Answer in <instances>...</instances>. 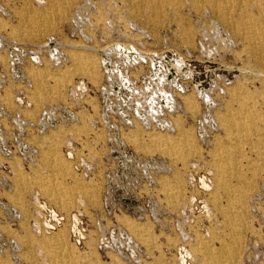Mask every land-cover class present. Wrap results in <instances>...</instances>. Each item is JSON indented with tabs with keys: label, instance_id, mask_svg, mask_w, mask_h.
<instances>
[{
	"label": "rangeland",
	"instance_id": "1",
	"mask_svg": "<svg viewBox=\"0 0 264 264\" xmlns=\"http://www.w3.org/2000/svg\"><path fill=\"white\" fill-rule=\"evenodd\" d=\"M0 32L53 39L62 61L28 69L22 113L55 108L56 126L33 138L35 166L13 164L10 192L0 175V218L17 209L1 234L22 246L0 264H264V0H0ZM118 45L171 54L187 89L172 130L101 118Z\"/></svg>",
	"mask_w": 264,
	"mask_h": 264
},
{
	"label": "built area",
	"instance_id": "2",
	"mask_svg": "<svg viewBox=\"0 0 264 264\" xmlns=\"http://www.w3.org/2000/svg\"><path fill=\"white\" fill-rule=\"evenodd\" d=\"M0 53L5 57L4 64L0 61V175L5 176L10 192L13 164L19 161L27 168L35 166L40 150L33 138L41 137L56 126L55 108L43 109L34 120L22 113L29 108L33 91L28 69L43 66L45 56L51 65H62V61L53 39L41 47H31L8 39L1 32ZM101 69L105 76L100 88L102 119H115V127L121 133L129 132L136 125L152 132L173 129L171 117L187 89L177 77L171 54L118 45L102 58ZM10 84L16 87V111L8 110L2 100ZM16 211L15 206L6 203L5 217L0 218V223L10 228ZM2 227L0 225V255L22 260V246L14 236L2 235Z\"/></svg>",
	"mask_w": 264,
	"mask_h": 264
},
{
	"label": "bare ground",
	"instance_id": "3",
	"mask_svg": "<svg viewBox=\"0 0 264 264\" xmlns=\"http://www.w3.org/2000/svg\"><path fill=\"white\" fill-rule=\"evenodd\" d=\"M151 1V0H150ZM201 1V0H200ZM214 1V0H213ZM223 2V1H222ZM228 3V2H227ZM150 4V3H149ZM224 11V10H223ZM222 21L224 22V24H226L227 26H238L239 27V24H237V23H235V22H232V21H230V19L229 18H224V17H222ZM231 28V27H230ZM237 33V32H236ZM186 109H188V110H192L193 109V107H192V104H191V102L189 101L188 103H187V105H186ZM138 127V126H137ZM189 133V132H188ZM181 137L183 138L182 139V141H188L189 140V138H190V135H188L187 133H183L182 135H181Z\"/></svg>",
	"mask_w": 264,
	"mask_h": 264
},
{
	"label": "crops",
	"instance_id": "4",
	"mask_svg": "<svg viewBox=\"0 0 264 264\" xmlns=\"http://www.w3.org/2000/svg\"><path fill=\"white\" fill-rule=\"evenodd\" d=\"M225 254L217 252L214 256L213 259H211L210 263L211 264H223L228 257L224 256ZM230 259V258H229ZM232 261V260H231Z\"/></svg>",
	"mask_w": 264,
	"mask_h": 264
}]
</instances>
